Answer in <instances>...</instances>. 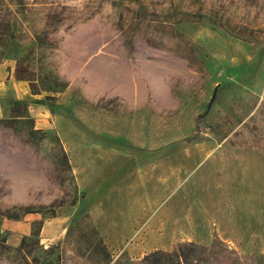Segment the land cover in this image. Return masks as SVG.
I'll return each mask as SVG.
<instances>
[{
    "label": "rangeland",
    "instance_id": "rangeland-1",
    "mask_svg": "<svg viewBox=\"0 0 264 264\" xmlns=\"http://www.w3.org/2000/svg\"><path fill=\"white\" fill-rule=\"evenodd\" d=\"M183 241L264 264V0H0V264Z\"/></svg>",
    "mask_w": 264,
    "mask_h": 264
},
{
    "label": "trees",
    "instance_id": "trees-1",
    "mask_svg": "<svg viewBox=\"0 0 264 264\" xmlns=\"http://www.w3.org/2000/svg\"><path fill=\"white\" fill-rule=\"evenodd\" d=\"M31 235L36 232L31 231ZM21 237L20 245L25 243V238ZM197 246L190 241L177 242L169 251L155 250L145 253L141 258V264H201L204 261Z\"/></svg>",
    "mask_w": 264,
    "mask_h": 264
},
{
    "label": "crops",
    "instance_id": "crops-1",
    "mask_svg": "<svg viewBox=\"0 0 264 264\" xmlns=\"http://www.w3.org/2000/svg\"><path fill=\"white\" fill-rule=\"evenodd\" d=\"M57 220H58V217L53 216L49 221L50 225H53L52 228H54V230L49 235V237H51V238L54 237L56 234H58V232L61 235L64 232L63 231L64 229L61 228V225H60V223H58ZM15 222H16V224L14 225V227L11 228V230H9V234L6 235V241L16 245V244L20 243L21 237L29 232V229H30L29 222L30 221L29 220H27V221L26 220L25 221L17 220ZM46 223L43 222L42 227L46 226Z\"/></svg>",
    "mask_w": 264,
    "mask_h": 264
}]
</instances>
